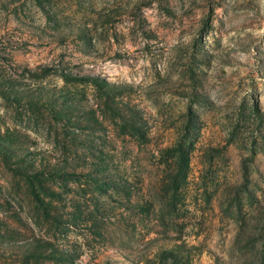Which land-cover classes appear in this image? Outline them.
<instances>
[{
    "label": "rangeland",
    "instance_id": "374dc122",
    "mask_svg": "<svg viewBox=\"0 0 264 264\" xmlns=\"http://www.w3.org/2000/svg\"><path fill=\"white\" fill-rule=\"evenodd\" d=\"M0 264H264V0H0Z\"/></svg>",
    "mask_w": 264,
    "mask_h": 264
}]
</instances>
